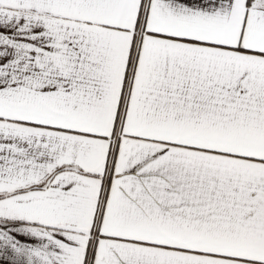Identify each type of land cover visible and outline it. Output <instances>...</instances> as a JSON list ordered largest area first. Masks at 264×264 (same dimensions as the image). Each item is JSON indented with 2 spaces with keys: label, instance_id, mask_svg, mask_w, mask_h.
Wrapping results in <instances>:
<instances>
[{
  "label": "snow or ice",
  "instance_id": "1",
  "mask_svg": "<svg viewBox=\"0 0 264 264\" xmlns=\"http://www.w3.org/2000/svg\"><path fill=\"white\" fill-rule=\"evenodd\" d=\"M0 264H264V0H0Z\"/></svg>",
  "mask_w": 264,
  "mask_h": 264
}]
</instances>
